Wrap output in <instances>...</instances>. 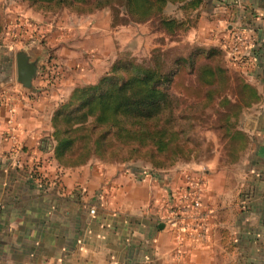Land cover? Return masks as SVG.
I'll use <instances>...</instances> for the list:
<instances>
[{"label":"rangeland","instance_id":"obj_1","mask_svg":"<svg viewBox=\"0 0 264 264\" xmlns=\"http://www.w3.org/2000/svg\"><path fill=\"white\" fill-rule=\"evenodd\" d=\"M197 8L182 10L178 4H166L159 15L172 18L176 25L165 32L159 27V15L133 21L118 4L82 11L73 5L44 9L27 1L0 0V94H5L9 100L18 99L22 103L21 110L26 101L20 98L23 96L31 100L33 106L49 111L39 120V130L44 133L38 138L41 155L33 156V130H26L14 121V110L5 118L7 129L0 134L1 140L7 143L5 151L0 153L1 210L8 214L13 204L21 206L23 223L25 217L33 218V207L40 203L36 200L39 197L45 218L57 214L60 217L64 211L57 206L65 207L67 203L71 205V212L76 210L77 214L78 209L94 207V193L78 189L76 182L64 193V176L79 174L84 166L100 164L107 167L115 164L121 168L135 164L132 166L138 174L151 170L150 164L141 158L134 162H103L94 157L86 162L88 164L64 166L53 156L50 123L53 110L67 100L73 88L94 84L108 74L114 62L133 59L150 64L154 60L165 68L177 57H185L200 48L203 58L198 63L218 62L228 76V83L223 80L219 92L231 102L237 98L236 82L245 81V71L227 58L221 46L231 31L243 32L241 25L227 28L226 23L221 22L211 31L206 24L212 25V21L202 18ZM208 48L215 50L211 56H206ZM18 50L26 51L36 60V73L29 89L21 88L15 80L14 54ZM154 56H158L155 57L158 60ZM194 80V73L179 75L173 89L179 108L189 102L196 103L204 96V88ZM216 99L209 102L208 99L202 106L194 105L193 130L189 132L192 151L187 159L178 157L165 167H175L181 175L184 171L193 175L201 173L205 182L200 201L203 217L191 227L189 234L181 237V247L184 246L180 249L181 264H194L195 253L207 257L200 264H264V218L255 217L251 203L253 194H245L239 185V156L243 157L246 145L237 157L229 155V142L218 127ZM7 102L8 109H12V102ZM224 109L222 107L221 111ZM188 237L191 241L186 242ZM21 248L23 255L33 250V244L24 243Z\"/></svg>","mask_w":264,"mask_h":264},{"label":"crops","instance_id":"obj_2","mask_svg":"<svg viewBox=\"0 0 264 264\" xmlns=\"http://www.w3.org/2000/svg\"><path fill=\"white\" fill-rule=\"evenodd\" d=\"M197 11L212 21V25L206 24L211 31L221 22L227 28L237 24L247 38L241 61L232 63L242 66L245 81L259 96L238 119L248 140L243 157L239 156V185L245 194H253L255 217L264 218V0H202ZM7 97L0 94V134L6 128L5 118L14 110V121L33 130V156L41 155L38 138L44 133L39 130V120L49 114L48 109L33 106L31 100L21 96L26 100L21 110L18 99ZM7 101L15 102L12 109H8ZM6 146L0 138V153ZM132 165H89L79 174L64 176V193L74 182L78 189L94 193L93 214L88 213L89 208L78 209L77 214L76 210L71 212L67 203L65 207L57 206L64 211L61 218L58 214L45 218L42 199L37 197L40 203L33 207V218L25 217L23 223L27 225L23 226L21 206L13 204L7 214L0 205V264H181V237L191 227L185 224L184 230L176 233L163 222L172 190L181 183V172L171 167L138 174ZM209 226L212 228L211 223ZM187 241H191L189 237ZM24 243L33 244V250L22 255ZM198 254L192 257L194 264L207 259Z\"/></svg>","mask_w":264,"mask_h":264},{"label":"trees","instance_id":"obj_3","mask_svg":"<svg viewBox=\"0 0 264 264\" xmlns=\"http://www.w3.org/2000/svg\"><path fill=\"white\" fill-rule=\"evenodd\" d=\"M44 9L73 5L91 11L114 4L121 6L133 21H145L159 15L168 3L179 9L194 10L202 0H21ZM159 27L170 32L176 25L172 18L159 15ZM2 26L0 23V34ZM202 49L185 57H177L162 68L158 61L146 63L127 59L114 62L108 74L94 84L75 87L67 100L53 110L52 153L64 166H76L96 157L103 162H134L141 158L151 170L164 169L178 157L192 151V119L194 105L215 101L218 127L229 142V155L236 156L247 143L239 127L242 108L258 99L254 88L238 80L237 98L231 102L219 91L228 76L218 62H201ZM214 48L206 50L211 56ZM158 56H154V58ZM155 60H158L156 59ZM194 73V81L204 88V96L196 103L179 108L173 92L182 73ZM225 107L223 112L221 108ZM160 156V157H159ZM237 157V156H236ZM134 160V161H133Z\"/></svg>","mask_w":264,"mask_h":264},{"label":"built area","instance_id":"obj_4","mask_svg":"<svg viewBox=\"0 0 264 264\" xmlns=\"http://www.w3.org/2000/svg\"><path fill=\"white\" fill-rule=\"evenodd\" d=\"M246 46V37L241 30L231 31L222 41V49L227 58L232 62L241 61ZM204 178L201 173L196 175L187 171L182 172V181L168 199L165 207L163 222L173 232L180 233L185 224L194 227L202 220L201 191L204 187ZM89 214L94 213V208L88 209Z\"/></svg>","mask_w":264,"mask_h":264},{"label":"water","instance_id":"obj_5","mask_svg":"<svg viewBox=\"0 0 264 264\" xmlns=\"http://www.w3.org/2000/svg\"><path fill=\"white\" fill-rule=\"evenodd\" d=\"M15 80L21 88H31V81L36 73V60L32 59L24 50H18L14 54ZM248 124V123H246ZM158 228L162 227L159 223Z\"/></svg>","mask_w":264,"mask_h":264}]
</instances>
